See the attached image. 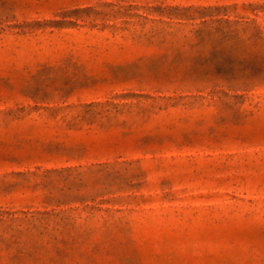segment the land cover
Instances as JSON below:
<instances>
[{"label":"rangeland","instance_id":"374dc122","mask_svg":"<svg viewBox=\"0 0 264 264\" xmlns=\"http://www.w3.org/2000/svg\"><path fill=\"white\" fill-rule=\"evenodd\" d=\"M0 264H264V0H0Z\"/></svg>","mask_w":264,"mask_h":264}]
</instances>
